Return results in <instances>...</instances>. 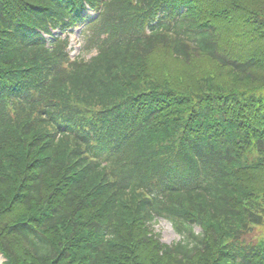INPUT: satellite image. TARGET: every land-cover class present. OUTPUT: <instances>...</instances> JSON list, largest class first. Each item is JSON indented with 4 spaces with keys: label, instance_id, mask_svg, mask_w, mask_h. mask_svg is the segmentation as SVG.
I'll return each instance as SVG.
<instances>
[{
    "label": "trees",
    "instance_id": "16d2710c",
    "mask_svg": "<svg viewBox=\"0 0 264 264\" xmlns=\"http://www.w3.org/2000/svg\"><path fill=\"white\" fill-rule=\"evenodd\" d=\"M263 234L264 0H0L3 264H264Z\"/></svg>",
    "mask_w": 264,
    "mask_h": 264
},
{
    "label": "rangeland",
    "instance_id": "374dc122",
    "mask_svg": "<svg viewBox=\"0 0 264 264\" xmlns=\"http://www.w3.org/2000/svg\"><path fill=\"white\" fill-rule=\"evenodd\" d=\"M81 27V26H80ZM79 29H76L75 32H72L70 34V38H71V46H73L72 48V53L76 54L80 51V47L82 45L83 42V37L79 32ZM58 33V31L56 32V34ZM94 52H88L85 53L84 55H82L84 58H89ZM190 75L193 76L192 73H189ZM152 229L155 233L159 234L160 236V240L162 243L164 244H172L174 242H177L178 240H180L179 235L173 230L171 224L163 219L162 217H156L155 220L152 223ZM196 231H199V227L195 226ZM264 237V234L263 236ZM3 259L0 256V260ZM1 263V261H0Z\"/></svg>",
    "mask_w": 264,
    "mask_h": 264
}]
</instances>
